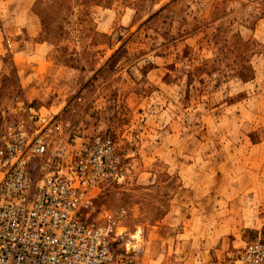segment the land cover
I'll return each instance as SVG.
<instances>
[{"label": "rangeland", "instance_id": "1", "mask_svg": "<svg viewBox=\"0 0 264 264\" xmlns=\"http://www.w3.org/2000/svg\"><path fill=\"white\" fill-rule=\"evenodd\" d=\"M27 105L114 141L89 219L136 264H239L264 233V0H0V142Z\"/></svg>", "mask_w": 264, "mask_h": 264}, {"label": "built area", "instance_id": "2", "mask_svg": "<svg viewBox=\"0 0 264 264\" xmlns=\"http://www.w3.org/2000/svg\"><path fill=\"white\" fill-rule=\"evenodd\" d=\"M0 145V264H131L114 249V220L87 221L97 192L120 179L121 153L106 136L70 132L34 105L18 110ZM239 264H264V233Z\"/></svg>", "mask_w": 264, "mask_h": 264}, {"label": "bare ground", "instance_id": "3", "mask_svg": "<svg viewBox=\"0 0 264 264\" xmlns=\"http://www.w3.org/2000/svg\"><path fill=\"white\" fill-rule=\"evenodd\" d=\"M20 109H22V107H18V108H15V110H14V112L17 114V113H19V111L18 110H20ZM15 113H14V115H12L11 116V118L13 119L14 117H15ZM45 116V115H44ZM47 117V116H46ZM60 122V121H59ZM60 125H61V123H60ZM61 130H62V133H63V135H64V131H63V128H62V126H61ZM3 138V137H2ZM2 142V141H1ZM1 142H0V145H1ZM121 174H122V172H121ZM120 178H121V175H120ZM83 210H82V215L84 216V218L88 221H90V222H93V223H96V224H101L102 222H104V221H106L107 220V218H103V219H101V220H90L89 219V215H90V211H91V209H92V207H90L89 209H84V208H82ZM113 229H114V225H113ZM115 232V231H114ZM139 234H141L140 233V231H138L134 236H133V238L137 241V239L139 238ZM112 240H114L116 243L117 242H119V238H117V236L114 234L113 235V237H112ZM139 241V240H138ZM114 251H115V253H116V255H118V258L119 259H123V260H126L124 257H126L128 260H130L131 262V264H136L135 263V261L132 259V258H130L131 256H127V255H125V254H122V253H120L119 251H118V246H115V249H114ZM241 260H242V258H241Z\"/></svg>", "mask_w": 264, "mask_h": 264}]
</instances>
